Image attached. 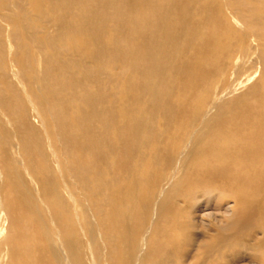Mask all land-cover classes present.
<instances>
[{"label":"bare ground","instance_id":"bare-ground-1","mask_svg":"<svg viewBox=\"0 0 264 264\" xmlns=\"http://www.w3.org/2000/svg\"><path fill=\"white\" fill-rule=\"evenodd\" d=\"M0 264H264V0H0Z\"/></svg>","mask_w":264,"mask_h":264}]
</instances>
